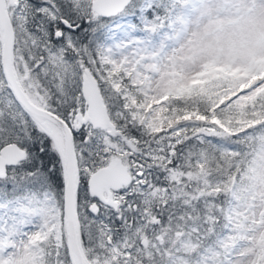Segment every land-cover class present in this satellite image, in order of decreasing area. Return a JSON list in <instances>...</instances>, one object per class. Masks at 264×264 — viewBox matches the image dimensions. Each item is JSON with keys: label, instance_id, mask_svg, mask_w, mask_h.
<instances>
[{"label": "snow or ice", "instance_id": "6c2138e0", "mask_svg": "<svg viewBox=\"0 0 264 264\" xmlns=\"http://www.w3.org/2000/svg\"><path fill=\"white\" fill-rule=\"evenodd\" d=\"M0 264H264V0H0Z\"/></svg>", "mask_w": 264, "mask_h": 264}]
</instances>
